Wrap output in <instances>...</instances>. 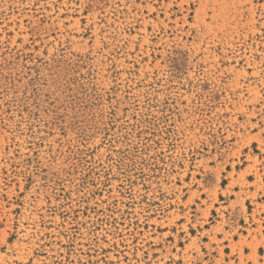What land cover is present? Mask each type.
<instances>
[{
	"label": "rangeland",
	"instance_id": "obj_1",
	"mask_svg": "<svg viewBox=\"0 0 264 264\" xmlns=\"http://www.w3.org/2000/svg\"><path fill=\"white\" fill-rule=\"evenodd\" d=\"M0 264H264V0H0Z\"/></svg>",
	"mask_w": 264,
	"mask_h": 264
}]
</instances>
